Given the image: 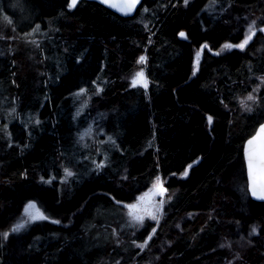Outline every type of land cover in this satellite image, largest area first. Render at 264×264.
<instances>
[{"label":"trees","instance_id":"16d2710c","mask_svg":"<svg viewBox=\"0 0 264 264\" xmlns=\"http://www.w3.org/2000/svg\"><path fill=\"white\" fill-rule=\"evenodd\" d=\"M69 5L0 0V264H264L243 155L264 119V0ZM156 177L161 218L135 226L124 205Z\"/></svg>","mask_w":264,"mask_h":264},{"label":"water","instance_id":"95a60500","mask_svg":"<svg viewBox=\"0 0 264 264\" xmlns=\"http://www.w3.org/2000/svg\"><path fill=\"white\" fill-rule=\"evenodd\" d=\"M90 1H95L122 17L133 16L142 3V0H138L137 3H134L133 0H108V2H105V0ZM70 2L71 0H69ZM179 35L181 38H186L184 31ZM134 79L140 83L145 80V76L142 73V76L136 75L132 79V82ZM243 155L248 193L253 200L264 201V119L257 126L255 132L244 142ZM165 189L166 187L163 184H158L152 188L146 196V202H150L156 194Z\"/></svg>","mask_w":264,"mask_h":264},{"label":"rangeland","instance_id":"374dc122","mask_svg":"<svg viewBox=\"0 0 264 264\" xmlns=\"http://www.w3.org/2000/svg\"><path fill=\"white\" fill-rule=\"evenodd\" d=\"M250 28H252L253 30L252 24L246 25L245 33H244L245 38L248 37L249 35H252V32L251 33L249 32ZM141 57H144V56L141 55L139 57L138 62H141L140 60ZM137 73H140V72L134 71L133 73H131L129 81H132V79L136 76ZM131 84H133V82ZM136 84H138V81ZM187 169L183 172V174L186 173ZM158 184H162V182L160 181L158 177H156L147 189L137 194L133 201L124 205L125 211H126V214L129 220L135 226H141L147 219L158 222L159 219L161 218L163 202L166 199V190H163L160 193L156 194L150 202H146L147 194L152 188H154ZM127 205H135V208L130 209L126 207ZM136 216L143 217V219L137 220L135 219Z\"/></svg>","mask_w":264,"mask_h":264},{"label":"snow or ice","instance_id":"6c2138e0","mask_svg":"<svg viewBox=\"0 0 264 264\" xmlns=\"http://www.w3.org/2000/svg\"><path fill=\"white\" fill-rule=\"evenodd\" d=\"M77 2H78V0H71L69 7H74V6L77 4ZM105 2H108V0H105ZM133 2H134V3H137L138 0H133ZM261 31H264V29H261ZM249 32H250V33L252 32V28L249 29ZM253 34H254V33H253ZM181 35H183V34H181ZM251 38H252L251 35H249L248 37L245 38V40H244L242 43H240V44H238V45L226 44L224 47H225V48H231V47H239V48H243V47L248 43V41H249ZM197 59H198V58H197ZM140 60H141V62H143V61L145 60V58H144V57H141ZM136 75H137V76H142V73H137ZM136 83H137V81L134 79V80H133V86H135ZM144 86L147 87L146 84H145ZM248 99L250 100V99H252V97L249 96ZM209 119H211V118H209ZM249 167H251V166H249ZM71 174H72L71 172H68V173H67V175H71ZM126 207H128V208H130V209H133V208H135V205H127ZM33 210H35V212L37 213V215H32V216H31V219H37L38 217H39V218H44V219L47 218L46 216L43 215V213L40 212V210L37 208V206H36V204H35L34 202H33V203H29V204L26 206V208L24 209V212H25V213H31ZM130 215H131V213H130ZM135 219H137V220H142L143 217L136 216ZM22 226H23V225H17V230H18L20 227H22Z\"/></svg>","mask_w":264,"mask_h":264},{"label":"bare ground","instance_id":"6f19581e","mask_svg":"<svg viewBox=\"0 0 264 264\" xmlns=\"http://www.w3.org/2000/svg\"><path fill=\"white\" fill-rule=\"evenodd\" d=\"M49 37L58 41L57 35H53V36H49ZM35 48L42 54H44L46 52V49L43 46L37 45ZM246 181H247V179H246ZM148 240H149V236L147 237V241Z\"/></svg>","mask_w":264,"mask_h":264}]
</instances>
